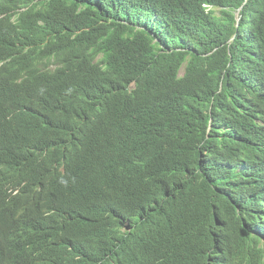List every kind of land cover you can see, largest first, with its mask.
<instances>
[{
  "label": "trees",
  "instance_id": "trees-1",
  "mask_svg": "<svg viewBox=\"0 0 264 264\" xmlns=\"http://www.w3.org/2000/svg\"><path fill=\"white\" fill-rule=\"evenodd\" d=\"M18 2L43 20L30 28L57 67L63 105L40 114L50 134L35 147L88 108L129 127L86 182L112 193L125 240L101 249L110 228L90 230L73 207L61 225L46 223L60 249L49 263L153 264L124 258L150 237L177 264H264L253 234L264 193V0ZM6 29L9 51L30 40L24 26ZM53 162L15 173L17 205L69 203L80 178Z\"/></svg>",
  "mask_w": 264,
  "mask_h": 264
},
{
  "label": "clouds",
  "instance_id": "clouds-1",
  "mask_svg": "<svg viewBox=\"0 0 264 264\" xmlns=\"http://www.w3.org/2000/svg\"><path fill=\"white\" fill-rule=\"evenodd\" d=\"M24 11L18 0H0V264H50L49 257L60 249L51 243V237L44 235V228L48 227L45 220L51 218L52 223L61 225L73 207L90 230L100 225L102 229L110 228L105 231L110 243L101 247L110 251L114 249L111 242L125 240L127 224L121 230L124 220L119 218L109 197L112 193L105 192L104 184L89 187L86 182L101 161L114 155L112 148L123 145L129 127L116 119L102 118L88 108L58 127L57 137L50 139L56 140L54 144L47 146L46 141L35 147L50 134L49 125L39 118L40 114L45 110L59 111L63 105L56 93L57 67L41 54L42 40L30 28L43 20L34 16L36 10L26 15ZM7 23L27 28L30 40L9 51ZM48 156L55 160L52 166L61 175L69 172L80 178L71 200L59 208L17 205L20 183L14 182L15 173L30 167L37 170L47 164ZM260 164L264 177V161ZM109 176L111 180L116 178ZM37 191H41V185ZM261 195L264 198V193ZM261 195L255 201L256 214L264 209ZM258 217L253 221V234L264 243V215ZM145 255L153 258V264H177L174 251L159 256L155 239L150 237L124 258ZM220 264L231 263L223 259Z\"/></svg>",
  "mask_w": 264,
  "mask_h": 264
},
{
  "label": "bare ground",
  "instance_id": "bare-ground-1",
  "mask_svg": "<svg viewBox=\"0 0 264 264\" xmlns=\"http://www.w3.org/2000/svg\"><path fill=\"white\" fill-rule=\"evenodd\" d=\"M261 199H262V202L264 201V198H263V195H261ZM263 212V213H262ZM262 212H258V214L256 215V218H257V220H259L258 218V216H263L264 215V209H263V211ZM48 221L47 220H45V223H47Z\"/></svg>",
  "mask_w": 264,
  "mask_h": 264
}]
</instances>
